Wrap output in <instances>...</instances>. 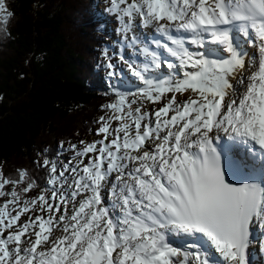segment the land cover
Wrapping results in <instances>:
<instances>
[{
    "label": "snow or ice",
    "instance_id": "6c2138e0",
    "mask_svg": "<svg viewBox=\"0 0 264 264\" xmlns=\"http://www.w3.org/2000/svg\"><path fill=\"white\" fill-rule=\"evenodd\" d=\"M109 5L143 58L120 60L143 86L117 90L103 106L101 139L71 145L67 162L44 160L37 197L17 191L25 170L19 179L0 173V198L8 197L0 264H251L253 228L264 232V180L233 181L223 160L237 145L255 158L258 146L264 167V0ZM11 16L0 0V24ZM137 28L155 35L142 39ZM162 66L170 71H153ZM240 165L249 170V161ZM35 187L33 179L21 191Z\"/></svg>",
    "mask_w": 264,
    "mask_h": 264
},
{
    "label": "trees",
    "instance_id": "16d2710c",
    "mask_svg": "<svg viewBox=\"0 0 264 264\" xmlns=\"http://www.w3.org/2000/svg\"><path fill=\"white\" fill-rule=\"evenodd\" d=\"M99 2L6 0L12 16L0 24V173L19 179L25 170L17 186L24 197L46 186L44 160L60 162L62 147L88 141L103 106L114 102ZM33 179L37 187L23 193Z\"/></svg>",
    "mask_w": 264,
    "mask_h": 264
},
{
    "label": "rangeland",
    "instance_id": "374dc122",
    "mask_svg": "<svg viewBox=\"0 0 264 264\" xmlns=\"http://www.w3.org/2000/svg\"><path fill=\"white\" fill-rule=\"evenodd\" d=\"M128 2L130 3L131 0H128ZM109 0H100L99 4L97 5L96 9L99 10V13L102 16V20L98 21L99 23H103L104 24V29H105V33L106 35L109 37L108 41L106 42L108 43V47L106 50L107 53V57L109 58L107 60V64L109 62H111L114 65V70H115V75H111V77L113 78V90L117 91V90H124V89H131L132 91H136L139 87H142V82L138 80V78H136L135 76H133L130 71L127 68V64L122 62L120 60V56L123 55L127 60H136L134 58V56L132 55V47L128 46L127 41L122 39L121 34L117 31L119 25L117 22V19L115 17V15L110 14L106 9L109 8ZM123 7V5L121 6ZM137 23H139V19L137 21ZM141 31L144 32L143 28H141ZM152 33H153V29H151ZM145 33V32H144ZM148 34V33H147ZM249 51V49H248ZM137 57V55H135ZM139 60H141V58H137ZM162 71H167V68H161ZM106 70L108 72V75H110V72L113 71V69H109L108 67H106ZM159 72L161 71H157V74H160ZM163 75V74H161ZM171 95V94H169ZM179 95V94H177ZM186 97V95H185ZM185 97H180L181 99H184ZM129 99H132L131 96H129ZM159 105H152V104H148L147 107L150 108H155L158 107ZM113 126H115V122L113 123ZM95 133V132H94ZM102 137L100 136H92L88 141H84L85 143H91L94 140H99ZM77 148L82 149L83 145L81 143L76 144ZM61 154H62V158L61 161L62 162H67L70 158H72L74 156L73 151L71 150L70 146H64L61 148ZM91 155V154H89ZM87 162V158H85V163ZM67 175V174H66ZM19 192V191H18ZM40 193H35V194H29L28 196L24 197L23 194L21 193L22 197L30 199V198H34L37 197ZM50 195V194H49ZM105 203H107V190H105ZM4 200H6L8 197H3ZM27 215H24L21 217V221L20 223H23L25 220H27ZM7 233H5L6 235ZM258 253V250L256 249L255 254ZM260 256L263 259L264 255L262 256V252L260 251ZM259 259V258H258Z\"/></svg>",
    "mask_w": 264,
    "mask_h": 264
},
{
    "label": "bare ground",
    "instance_id": "6f19581e",
    "mask_svg": "<svg viewBox=\"0 0 264 264\" xmlns=\"http://www.w3.org/2000/svg\"><path fill=\"white\" fill-rule=\"evenodd\" d=\"M137 21H138V18H137ZM151 29L152 28H143V30H144V32L143 31H141V28H137L136 29V32L139 34V33H143L144 34V36H142L141 38L143 39V38H147V39H149L150 40V38H149V35L147 34V33H152V31H151ZM253 51V49H251V48H249V52H252ZM138 57V56H137ZM100 63V62H99ZM102 67V66H101ZM100 67V68H101ZM190 71H191V69H189ZM185 95L187 96L188 95V93H185L184 94V96H182V97H185ZM259 229V228H258ZM259 232H261L260 231V229H259ZM206 246H207V249H208V251H210V252H212L213 253V255H216V256H218V254H215L214 253V249H212L209 245H207L206 244ZM252 248H253V246L249 249V259H250V261H251V264H264V260H263V262L262 263H260V260L257 258H253L252 259V256L250 255V252L252 251ZM263 254H264V252H263ZM263 256V255H262Z\"/></svg>",
    "mask_w": 264,
    "mask_h": 264
}]
</instances>
